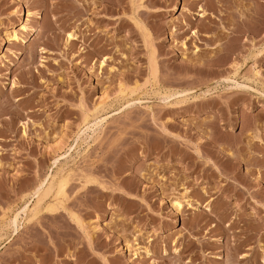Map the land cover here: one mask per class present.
<instances>
[{"label": "rangeland", "instance_id": "374dc122", "mask_svg": "<svg viewBox=\"0 0 264 264\" xmlns=\"http://www.w3.org/2000/svg\"><path fill=\"white\" fill-rule=\"evenodd\" d=\"M0 264H264V0H0Z\"/></svg>", "mask_w": 264, "mask_h": 264}, {"label": "bare ground", "instance_id": "6f19581e", "mask_svg": "<svg viewBox=\"0 0 264 264\" xmlns=\"http://www.w3.org/2000/svg\"><path fill=\"white\" fill-rule=\"evenodd\" d=\"M69 36L71 37V34H70ZM211 61H212V60H211ZM185 91H187V90H184V92H185ZM176 92H177V91H176ZM178 92H179V91H178ZM173 93H174V92H173ZM173 93H172V94H173ZM179 93H180V92H179ZM181 93H182V91H181ZM167 94L169 95V92L166 93L165 95H167ZM170 94H171V93H170ZM183 98H184V97H183ZM165 100H166V99H165ZM127 102H128V101H127ZM95 120H97V119H95ZM104 120H105L104 117H102V118L99 117L98 121H95V123H94L92 126H98V124L102 123ZM90 122H91V121H90ZM87 125H88V124H87ZM100 125H101V124H100ZM87 128H89V126H87L86 129H87ZM86 129H85V130H86ZM92 129H93V128H92ZM85 130H82L81 133H82V134H85V133H84ZM94 130H95V128H94ZM94 130H93V132H94ZM82 142H83V141H82ZM79 143H80V142H79ZM66 153H67V152H66ZM53 175H54V174H53ZM53 175H52V176H53ZM52 176H51V177H52ZM55 177H56V176H55ZM55 177H54V178H55ZM52 179H53V178H52ZM61 179H62V178H61ZM44 180H45V179H44ZM44 180H43V181H44ZM51 181H52V180H51ZM67 181H68V180H67ZM57 183H58V181H57ZM57 183H56V185H57ZM66 183H67V182H66ZM49 184H50V185H49L50 187H48V188H50V189L53 188L54 186H56L55 183H53V184H52V183H49ZM38 187H39V186H38ZM38 187H37V188H38ZM41 187H42V186H41ZM65 187H66V186H65ZM46 188H47V187H46ZM48 188H47L46 190H48ZM38 189H40V188H38ZM36 191H37V190H36ZM36 191H35V192H36ZM43 192H44V191H43ZM45 192H46V191H45ZM45 192H44V193H45ZM62 193H63V192H62ZM35 194H36V193H35ZM60 194H61V193H60ZM39 195H40V194H39ZM41 195H43V193H42ZM43 196H44V195H43ZM37 198H38V197H37ZM40 200H41V196H40ZM37 201H38V200H37ZM37 203H38V202H37ZM39 203H40V202H39ZM35 204H36V203H35ZM174 204H175V206H176L177 208L180 207V203H179V202H175ZM25 205H26V204H25ZM34 207H35V205H34ZM34 207H33V208H34ZM22 208H23V207H22ZM37 208H38V206H37ZM35 210H36V207H35V209L32 210V212H34V213H33V216H34L35 214L38 213V212H37L38 210H37V211H35ZM16 213H17V214L14 215L13 218H12V219H13L12 221H13L14 224H16L17 221H18V217H17L18 212H16ZM31 215H32V213H31ZM10 223H11V222H10ZM13 223H12V224H13ZM14 224H13V225H14ZM19 226H20V225H19Z\"/></svg>", "mask_w": 264, "mask_h": 264}]
</instances>
